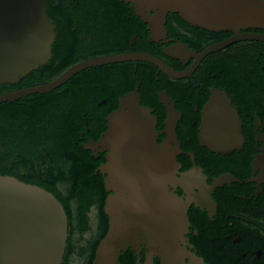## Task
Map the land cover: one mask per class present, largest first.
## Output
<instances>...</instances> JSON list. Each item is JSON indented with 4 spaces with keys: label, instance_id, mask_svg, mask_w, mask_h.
Returning <instances> with one entry per match:
<instances>
[{
    "label": "water",
    "instance_id": "obj_1",
    "mask_svg": "<svg viewBox=\"0 0 264 264\" xmlns=\"http://www.w3.org/2000/svg\"><path fill=\"white\" fill-rule=\"evenodd\" d=\"M126 1L132 2L136 12L150 23L152 40L167 36V15L177 11L187 21L205 28L236 31L230 40L264 41L263 33L242 32L245 28H264V0ZM56 28L48 12V0H0V84L17 83L48 64L54 56ZM229 42L214 44L202 52L187 46L185 49L199 62ZM174 49L165 51L176 56ZM125 60L136 64L138 60L150 61L171 78L183 77L191 70H177L150 52L101 54L75 62L48 82L1 92L0 102L50 92L83 69ZM140 84L139 80L134 90L120 97L118 108L107 116L108 128L101 137L85 143L95 154L107 152L99 169L110 192L104 205L109 228L97 247L93 264H121L120 256L130 247L138 255V264H157L156 257L160 264H211L187 243L192 225L189 208L195 203L213 216L217 210L213 192L230 177L237 178L225 172L209 183L203 167L197 164L181 171L178 155L182 147L177 133L181 112L167 90L159 93L167 107V136L160 141L157 115L151 106L142 103ZM258 120L257 127L261 123ZM199 137L214 152L231 153L243 148V121L226 90L212 88L202 111ZM259 152L253 160L255 170L264 161L262 148ZM177 184L187 189L188 197L171 189ZM69 225L67 209L53 191L16 175L0 174V264H63Z\"/></svg>",
    "mask_w": 264,
    "mask_h": 264
},
{
    "label": "trees",
    "instance_id": "obj_2",
    "mask_svg": "<svg viewBox=\"0 0 264 264\" xmlns=\"http://www.w3.org/2000/svg\"><path fill=\"white\" fill-rule=\"evenodd\" d=\"M48 12L57 24L54 56L48 64L33 70L19 82L1 83L0 93L48 82L75 62L101 54L132 50L162 53L154 49L156 43L150 39L148 23L129 1L48 0ZM136 34L137 40L133 42ZM244 56L246 65L245 61L241 65L235 60L237 65L228 61L213 69L223 70V78L230 82L231 92L258 93L253 106L264 122V44L259 43L256 50ZM251 74L253 85L244 81ZM139 80L142 103L157 107L159 127H163L166 113L160 107L158 91L165 87L173 93L172 79L147 60H140L138 65L134 60H125L88 67L50 92H36L14 101L0 102V174L16 175L42 185L64 203L72 234L63 264H70L74 232L78 230L83 234L91 228L90 211L97 201L95 195L101 199L102 217L97 232L80 251L81 255L89 253L88 264H93L97 247L108 231L109 217L104 210L107 191L104 175L101 170L97 171L106 161V153L97 156L85 147V143L101 137L108 128L107 116L118 108L121 96L135 89ZM235 81L240 82L238 88ZM252 128L250 122L247 127L250 142L255 139ZM204 148L212 154L223 155ZM254 152L253 145L235 150V158H239L237 170L244 169L245 174L233 170L234 165L229 163L222 169L229 168L245 178L250 174ZM61 182L70 184L67 191L61 188ZM206 229V237L216 234L213 227ZM220 253L226 261L224 264H264V237L243 239L232 251ZM220 253L213 256H220ZM258 253H261L260 258ZM155 260L160 264L159 257ZM120 262L138 264V255L130 247L120 256Z\"/></svg>",
    "mask_w": 264,
    "mask_h": 264
},
{
    "label": "flooded vegetation",
    "instance_id": "obj_3",
    "mask_svg": "<svg viewBox=\"0 0 264 264\" xmlns=\"http://www.w3.org/2000/svg\"><path fill=\"white\" fill-rule=\"evenodd\" d=\"M147 23V27L150 29V23ZM165 25L168 30L166 37H162L159 40H152L150 38L156 43L154 49H156V51H162L161 55L153 54L161 57L177 70L189 71L191 69L189 71L190 74L183 77H170L172 79L171 86L173 93L169 92L168 88L165 87L158 91L159 95L161 91L167 90L172 96V101L175 102L176 108L181 112V117L177 125V133L182 147V151L178 155V159L182 163L181 171L189 170L197 164L203 167L204 172L208 175L207 180L209 183H212L216 176L225 172H231L237 178L234 179L230 177L227 182L222 186L217 187L213 192V197L217 201V210L213 216L210 215L207 209L197 206L195 203H192L189 208V217L192 225L191 232L188 233L187 243L193 251L203 256L205 260L211 264H224L226 261L220 251H232L243 241V239L246 238L254 239L264 237V161H261L258 164L259 168L256 170L253 168V160L258 153H260L259 148H262V151L264 152V122L259 116L258 109L253 106L254 101L257 100L258 93L255 91L231 92L228 88L231 86L229 85L230 82L223 78V70H216L213 68L216 65L226 64L228 61L233 64L235 63V60L238 64L241 63V65H244L242 63L245 61L246 65V60L242 59V57H245L244 55H248L251 51L256 50L257 45L259 43L264 44V41L256 38H239L230 40L237 35L236 31L232 29L212 30L205 28L201 25L187 21L177 11H171L168 13ZM242 32L264 34V28H245L242 29ZM137 37V34L134 35L132 41L135 42ZM227 41L230 42L223 47L208 53L199 62H197V57L194 54L190 53L189 50L186 52L185 49V46H187L192 51L202 52L209 46L218 43H226ZM170 47H175L174 53L176 56H171L166 53L165 50ZM134 51L149 52L146 50H132L127 52ZM139 61L140 60H138V63ZM138 63L136 65H138ZM237 63L235 64L237 65ZM157 68L164 73L158 66ZM244 79L247 84L253 85V83H255L252 74ZM235 82H238V88L240 82ZM214 87L226 90L231 97L234 106L239 111L246 136L243 148L249 145H253L255 148V152L252 154L250 174L245 178L237 175L233 171L240 170H237L236 167L239 163V158H235V151L231 153H222L223 155L219 156L208 152L204 147H209L203 145L200 141L199 128L202 122V111L205 104L210 99L211 90ZM159 100L161 103L160 107L165 110L167 117V107L165 103L162 102L160 95ZM149 106L153 108V113L157 115L158 118L159 113L157 112V107L152 105ZM166 117L164 119L163 127H159L158 119L157 127L158 130H160V141L167 136L166 132H164L166 128ZM258 119L261 120V123L257 127L259 123ZM250 122L252 123V130H254L255 133V139L251 142L247 135V127ZM92 151L95 154L94 150ZM104 152L107 153L106 151H99L98 154L95 155L100 156V154ZM216 153L220 154L221 152ZM225 163L234 165V169H222L223 166H226ZM99 170L100 169L98 168L97 171ZM218 170L220 171L218 172ZM240 172L245 174L247 171L244 172V169H241ZM103 177L105 183V176ZM258 178L260 181H258ZM171 189L185 198L189 195L187 189L181 184H177L176 187L171 186ZM106 191L108 196L110 192L107 189ZM195 191L196 193H201L200 189H196ZM95 200L97 201L93 204L91 211L94 210L95 214H97L98 221L96 217L97 222H95V225L98 227L102 217L101 209L99 207L101 199L95 195ZM207 226L213 227V232H216V234H207L208 236L206 237ZM69 232L71 235L72 232L70 230ZM143 252L145 255L146 250L144 249L142 253ZM217 253H220L221 255L213 256ZM257 256L260 258L261 253H258ZM207 258H210L211 261Z\"/></svg>",
    "mask_w": 264,
    "mask_h": 264
},
{
    "label": "rangeland",
    "instance_id": "obj_4",
    "mask_svg": "<svg viewBox=\"0 0 264 264\" xmlns=\"http://www.w3.org/2000/svg\"><path fill=\"white\" fill-rule=\"evenodd\" d=\"M22 171H25V168L21 169ZM61 188L64 191H67L70 187V184L68 182H61L60 183ZM92 223H91V228L85 231L83 234L80 233V231L76 230L74 234V251L71 254V259H70V264H88L89 262V253L87 252L86 254L81 255V247H84L87 245V241L89 238L92 237L97 232V227L96 223L98 221L97 214H95L94 210L91 211L90 213ZM97 217V221H96ZM70 229V227H69Z\"/></svg>",
    "mask_w": 264,
    "mask_h": 264
}]
</instances>
